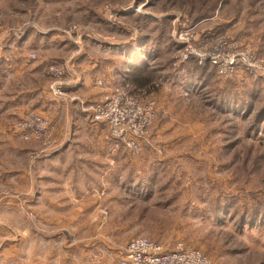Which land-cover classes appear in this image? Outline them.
<instances>
[{"label":"rangeland","instance_id":"1","mask_svg":"<svg viewBox=\"0 0 264 264\" xmlns=\"http://www.w3.org/2000/svg\"><path fill=\"white\" fill-rule=\"evenodd\" d=\"M2 34L0 47L45 68L50 94L82 116L60 142L50 111L0 117V264H119L140 235L215 264H264V71L236 58L264 60V0H0ZM113 84L154 102L138 149L92 117ZM31 112L49 122L41 139L17 129ZM62 141L60 171L85 190L74 185L82 200L53 216Z\"/></svg>","mask_w":264,"mask_h":264},{"label":"built area","instance_id":"2","mask_svg":"<svg viewBox=\"0 0 264 264\" xmlns=\"http://www.w3.org/2000/svg\"><path fill=\"white\" fill-rule=\"evenodd\" d=\"M202 52L200 55H209ZM236 58L245 57L246 68L264 71V60L251 52L239 53ZM232 58V59H236ZM215 59V58H214ZM235 60L228 68L233 69ZM58 72V68H53ZM98 84L105 86L102 80ZM58 87V86H57ZM56 93L60 88H56ZM96 121L108 124L110 133L130 148L138 149L139 140H148L149 128L153 121L154 102L141 103L123 86L113 84L90 106ZM48 120L35 112L28 113L17 124L20 135L25 140L41 139L48 130ZM119 264H215L196 246L178 242L173 248L147 236H136L126 245L119 258Z\"/></svg>","mask_w":264,"mask_h":264},{"label":"crops","instance_id":"3","mask_svg":"<svg viewBox=\"0 0 264 264\" xmlns=\"http://www.w3.org/2000/svg\"><path fill=\"white\" fill-rule=\"evenodd\" d=\"M5 38V34L0 35V45ZM19 51L20 49L4 51V49L0 47V56L3 57V60L0 61V89L2 88L0 91V106H3L0 107V117H5V119L8 120V118H10V115H8L9 113L17 112L21 109L20 114L28 109H36L43 113L44 111L46 113L47 111H50L52 116L51 120L53 122L50 134L53 137V140L60 142L61 136H63V138H68L67 140L74 138L77 131L76 128L74 129V125L76 126V123L79 121L78 118H81V113L76 109L69 112L68 107L66 111L65 104L67 106L66 100L68 99L63 96L53 97L48 91V82L45 83L41 80L40 73L43 72L44 74L45 68H35L36 65L28 66V62L25 59V56H23L24 53L22 54ZM11 52L14 54L13 59L17 57L14 60V63L11 62ZM95 70L98 69L95 68ZM85 79L89 78L85 77ZM85 84H87L88 89V87H90V81H85ZM74 89L75 87H72L68 90V93H72V90ZM93 89L94 87L91 88V90ZM83 90L84 87L80 88L78 91ZM65 141H62L61 148H59L61 152L54 156L53 159L55 160L51 159V161H57L55 164L59 166L58 169H55V174H59V176L51 178V202H54L53 216L65 215V213L59 211L67 208L66 204L65 206L61 204L63 200H68L72 197L76 200H82V195L75 191L74 185H79L80 191L84 192L85 190V188H83L84 179L83 182H81V178L72 177L71 175L68 177L60 171L61 164L58 162V159H60L61 156L71 148L72 143L69 142L63 146ZM55 152H57V150H55ZM57 156L58 159L55 158ZM97 193L100 192L97 191ZM84 207L85 204L83 202L74 210L82 211L85 210Z\"/></svg>","mask_w":264,"mask_h":264},{"label":"trees","instance_id":"4","mask_svg":"<svg viewBox=\"0 0 264 264\" xmlns=\"http://www.w3.org/2000/svg\"><path fill=\"white\" fill-rule=\"evenodd\" d=\"M135 67H139V65L138 66H135ZM134 69V71H135V73H134V83H136L137 82V84H138V82H140V78H139V76H138V73H140V72H142L143 70H144V68H133ZM138 86V85H137ZM140 86V85H139ZM142 86V85H141Z\"/></svg>","mask_w":264,"mask_h":264}]
</instances>
